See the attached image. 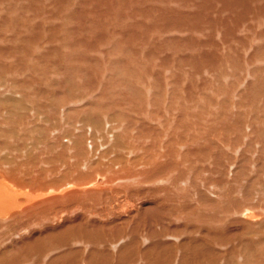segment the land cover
Listing matches in <instances>:
<instances>
[{
  "label": "rangeland",
  "instance_id": "rangeland-1",
  "mask_svg": "<svg viewBox=\"0 0 264 264\" xmlns=\"http://www.w3.org/2000/svg\"><path fill=\"white\" fill-rule=\"evenodd\" d=\"M40 1H44L45 3H36L34 0L0 1V120L12 118L10 114L12 113L16 116L17 120H22L20 121L21 123L25 120L27 121L29 118L30 122L28 121V124L31 126L35 121H38V117L40 121H42L41 119L45 120L49 116L51 119L48 121L52 123L56 118L58 119V115H56V113L55 115H51L50 111L53 113V109L50 110V108L43 106V101H45L46 104L54 102L55 97L52 96V94H57L58 98H65L71 96L72 93V96L65 101L68 105L65 102H63L64 105L62 104L64 112H61V120L70 125V127H68L69 129L74 130L75 128V141L78 137L77 135L80 133H84L88 138L89 135L95 132L91 129L92 124H94L97 129V124L100 123V120L95 119V121H91L89 117L96 116L99 110H93L94 108L91 106L93 102L89 101H102L99 103L103 107H98L101 111L103 110L104 113L102 117L104 134L100 130L96 131V136H100L98 137L100 140L101 138H106V142H108L106 144L104 143L105 146L99 148L98 152L102 155L101 158L104 159L105 162H111V160L114 159L112 151L114 139L119 140L118 136L120 133L121 137L119 138L121 139V143L125 146L124 152L121 155L125 158L122 164L130 171L134 166L135 168L133 169L132 175L123 176L129 172H123L124 168L121 167L122 172H113L111 174L113 178H117L116 180L109 181L108 178L106 179L107 185L112 183L111 185H114L112 189L117 188L120 193L117 194V196L109 193L111 197H107L108 203L104 202L101 210V212L103 211L105 214L98 217L99 220L109 225L107 227L112 226L114 222L121 224V222L127 221H131V225L133 226L134 222L135 225L137 224V219L142 216V213L147 214V212L151 211L152 202L157 203L156 201H160L161 203H157L160 205L158 208H160L164 214L171 215L170 217L172 218L169 217V219L172 224L187 223L189 227H191L195 225L193 221L196 216L201 215L204 211H211L210 209L213 208L211 205L201 202V194H207V196L209 195L208 198L211 197L217 200L219 204L212 210V214H214L212 216H214L213 218L219 217V219L220 217L221 219L228 218L229 215H231L230 209L227 208L229 205L225 202L226 196H228V202L237 208L246 204L234 201L230 202L229 198L233 199V195L239 198L247 189H252L251 199H264V93L261 92L263 95L260 93V95L257 94L258 96H255V93L251 94L252 91H249L251 88L250 86L253 84L255 85V83L257 84L260 79L264 78V71H260L262 68L264 69V52L258 53L264 46V36H261L260 41L257 35L255 37L250 33V36L246 31H242V33L250 37H248V40L250 39L253 44H248V46L247 43L250 42H248L247 38V42L243 39L244 43H239L234 40L236 44L233 39H228L223 42L224 39L220 38L222 37L221 30H214V32L210 31L212 27L208 22L204 23V20L199 21V19L194 17L191 18L192 20H187V23L183 24L185 27L182 29V25L179 26L173 17L186 11L194 13L191 12L195 9V5L192 4V2L196 3L199 0H185V2L182 0H117L118 2L116 5L112 4L105 6L107 3L104 5L105 2L103 1L102 6L96 7L92 3L80 5V1L82 0H71V2H69V0H58L70 3L71 7L66 6L65 9L60 8V5L58 6V4H56L57 0L54 1L55 3L52 0ZM28 6L30 7L28 8ZM82 6L85 7V12L83 14L86 13L87 15H84L83 19H86V23H82L80 16H75L77 19L79 18L78 20L75 19V17L70 20L68 17L69 10L73 12L74 9L75 12L77 11L79 13ZM165 7L168 9H165ZM100 9H102V11H100ZM104 9L108 10L105 11ZM170 9L175 10L170 11L172 14H170L171 18L169 17L168 20L169 24L178 27L176 29L171 27V31L165 32L164 30L169 25L165 20L168 19L167 13H170ZM240 11L241 10H239V12ZM7 12L10 15L8 16L9 21L5 16ZM23 13L25 14L22 16ZM78 13H76V15ZM14 14L18 17H15ZM131 14H135V19ZM216 15L218 14L212 13L211 17L214 16L215 18ZM196 20L199 23H197ZM16 21L18 22L16 23ZM133 21H135V26L133 25ZM229 24L235 26L232 21L229 22ZM202 25L203 27L201 28ZM16 27L17 29H15ZM132 28H135V30L133 29V32H129L132 31ZM16 30H18V32H13ZM93 30L95 31L92 33ZM211 32L213 34H211ZM24 33H26V35H24ZM27 34L30 35L27 36ZM124 34H126V36ZM93 36L94 38L91 39ZM21 37L27 38L26 42ZM100 38L102 39L100 40ZM79 39L81 41H79ZM84 40L85 43L82 42ZM24 46L26 48L25 50L23 49ZM256 47H260V49L255 53L254 50ZM74 55L77 56L75 57ZM204 58L206 62L203 61ZM232 58H234L235 63L232 62ZM201 59L203 62L202 64L200 61ZM219 62H221V65ZM115 63L122 64L124 68L122 73L117 74V67L119 70V65L116 67L114 65ZM111 68L112 70H110ZM252 70L255 72L253 73ZM64 71L68 73L65 74ZM257 79L259 80L257 81ZM59 85L61 87H59ZM71 85L75 87L73 86V88ZM51 87L54 88V90L51 89ZM10 88L13 92L11 90H9L11 92L6 90ZM59 88L62 89L60 90ZM81 89L83 90L81 91ZM132 89L135 90V94ZM59 91L60 93L62 91L64 94L60 95ZM42 92L47 95L49 94V97L47 98V95L44 94L43 96L41 94ZM14 93L15 96L12 98ZM27 93L31 95L27 96ZM9 94L12 95L10 96ZM19 95L23 98H19ZM40 95L42 96L41 98ZM73 95L76 97L74 98ZM138 95L142 96L141 101L136 99ZM158 95L162 98L158 99ZM171 96L173 97L172 99H170ZM16 97L19 98V101H17L18 99H16ZM24 97L28 100H25ZM43 97L45 100H43ZM247 97H249V101H247ZM21 100H23V102H21ZM69 101H71V103H69ZM135 101H138V103ZM13 102L22 103L24 108L22 109L20 107L19 109L18 105H14L13 107V104H16ZM33 103L35 105H33ZM40 103L42 104L38 105ZM16 108H18L19 114L26 108V110L23 111L26 115L21 113V117L17 118L18 110ZM42 109L45 115L42 113ZM66 110L67 113L65 112ZM88 111L91 113H88ZM69 112H71L73 117L70 116L69 118ZM93 112H95V114ZM43 115L45 117H43ZM201 120L203 123H201ZM143 121L153 132L146 133L147 131L142 130L141 124ZM177 122L179 128L175 127ZM0 124V132L12 136L7 139V136L1 135L0 141H8L9 147V150H7L8 153L2 152L1 154L7 155L10 159L11 156L18 158L19 154L17 156L16 151L12 153L11 144L14 145L18 143L17 140L20 138L17 134L22 132L23 126H19L18 129H15L16 133L13 135L11 134L12 129H9L12 127L10 122L8 124L4 122L3 125L0 121ZM229 128L232 130L230 134H224L225 130H230ZM23 133L26 138L29 137L25 141L29 142V145H32L31 141L35 135L37 136V133L32 130L31 136L28 134L29 132L25 133L23 131ZM38 135L40 136L41 134ZM14 136H16V138ZM191 137L194 140H191ZM167 139H171L172 141L175 140L176 142H174L175 145L173 146L172 154L176 160V165H178H173V167L175 168L176 166L175 169L177 170L174 169V173L170 171H167V173L165 172V174H163V179H160V177H156L157 180L154 178L150 180L145 179L151 171V168L157 170L160 166L158 164L167 161L168 157L165 150ZM14 140L15 143L12 142ZM187 140L188 142H186ZM211 141L214 142L211 143ZM210 143L211 147L218 146L216 150L222 151V153L219 151V154H222V164L219 163L215 165L216 161L214 160H217L216 158L219 157L218 152L217 154H211V152L208 154H200L203 148L210 147ZM88 145H90V143L86 141L85 146L86 150L89 152V156L98 157L99 155L93 153V150L97 151L95 145L93 150L91 147H88ZM148 146H150L149 151L146 149ZM189 147L199 148V152L197 151L194 154L192 152L187 153L188 157H186V161L185 158L182 159V157L185 150ZM150 153L154 156L151 157ZM107 155L108 158L106 157ZM150 158H153L154 161H151ZM193 161L195 163H193ZM227 165L230 167L228 168ZM49 170L50 169L47 171ZM49 173L50 171L48 174ZM207 174H209V176ZM130 184H133L131 192L128 191L126 187ZM110 187L108 189H110ZM155 187H161V189H165V191L160 189L161 193L149 196V190ZM135 190H137V193H135ZM140 190H146V195L148 196L143 197L137 195ZM204 190H206V192ZM148 197L151 199H148ZM110 198L115 199V202H110ZM127 199H131V203L128 202ZM112 206H114V208H111ZM259 209H262L259 211H263V204L262 208ZM99 211L100 210L97 209L96 212ZM111 211L115 213L111 214ZM220 211H224L220 213V215L223 216L217 214V212L219 213ZM234 213L237 214V212ZM238 216L240 217L239 213ZM9 218L10 217H6L5 219L8 220ZM260 218L259 221H254L255 226L261 225L264 216L261 215ZM110 222H112V224ZM5 223L4 221L3 225ZM172 224H169V227H172ZM254 228L255 227L246 232L250 234ZM158 229L160 230L161 228L158 226ZM1 230L0 244L6 245V243L2 242L7 236L8 238L10 235L12 236V231H8L6 228H2ZM3 232L4 234L7 232L10 233L4 236L2 235ZM134 234L135 233L131 232V230L130 232L127 230L125 232L126 237L125 235L122 237L126 239L122 240V244L118 245L116 250L121 246L125 248V244H127V247L130 246L132 240L135 239ZM165 234H168L165 236L173 235L171 232ZM143 235H145L144 232L139 234L141 240ZM13 236L11 237L12 239L15 237ZM180 236L184 238L186 235L182 232ZM246 237L248 236H245L244 239H246ZM11 238L9 239V244L12 243L10 242L12 241ZM164 241L173 242L175 246L178 244L175 240L170 238L163 239L162 242ZM108 243L110 244L109 240ZM148 244L143 241L142 246L145 250L148 249V246L150 247ZM109 246L111 245L107 244L104 247L106 248L105 251H110L112 253L117 252L114 251L112 247L109 248ZM215 249L219 251L218 253L221 251L222 255L224 254L223 256H225L224 258L228 257V254H225L227 252H223L224 249L220 246H216ZM130 250L131 249H126L123 254L131 256L133 252L130 253ZM123 254H121V256ZM1 255L2 254H0V262L4 259ZM189 255L192 256L190 251ZM143 257L144 255L140 252L139 255L133 257L129 262L135 264L136 259L140 262V259ZM197 258L198 260L193 259L195 261L202 260L198 256ZM221 259V262H218V264L224 263V259ZM257 260L258 258H255L251 259L249 262L250 264H264V260L262 263ZM31 262L32 261H28L26 264H30ZM112 264H117L116 259Z\"/></svg>",
  "mask_w": 264,
  "mask_h": 264
},
{
  "label": "bare ground",
  "instance_id": "bare-ground-1",
  "mask_svg": "<svg viewBox=\"0 0 264 264\" xmlns=\"http://www.w3.org/2000/svg\"><path fill=\"white\" fill-rule=\"evenodd\" d=\"M34 1H36V3L37 2H40L42 4L45 3L44 1H40V0H34ZM52 1L54 2L56 0H52ZM103 1L105 2L104 5L107 3L105 6L112 5V4L116 5V3L118 2L117 0H82V1H80L81 2L80 5L92 3L95 5V7L96 6H102ZM182 1L185 2V0H182ZM69 2H71V0H69ZM69 2H64V1L62 2V1L57 0L56 4H58V6L60 5L59 6L60 8L65 9L66 6L71 7ZM192 4L195 5L194 6L195 9L193 8L194 11H191V12H194V13H190V12L186 11L182 14H178L177 16L173 17V18H175V21L179 26L182 25V29H183V27H185V25H183V24L187 23V20H189V19L192 20L191 18L194 17L196 19H199V21L204 20L203 21L204 23L208 22V24L212 27V30H210V31L214 32V30H218V31L221 30L222 37H220V38L224 39V40L222 39L223 42L225 40H228V39H233V41L235 40L239 43H241V42L244 43V41L247 42L246 38L248 40L249 36L245 33H242V31H246L247 33H249V35L251 33V35L255 36V37L257 35L259 37L258 40H260V41H261V36H264V0H199L196 3L192 2ZM38 5H40V4H38ZM41 6H44V5H41ZM124 6H126V5H124ZM167 6H168V4H167ZM29 7L30 6H28V8ZM108 9H104V10L107 11ZM165 9H168V8L165 7ZM238 9L241 11L239 12ZM174 10L170 9L169 12L174 11ZM79 11L81 13L80 12L78 13L77 11L75 12L74 9H73V12H72V10H69L68 17L71 20L75 16H80V20L82 19V23L84 22V24H85L86 19L83 20L84 15L87 16L86 13L83 14L85 12V7L82 6ZM100 11H102V9H100ZM8 12H11V11H8ZM8 12L5 16H6V18H8V21H9L8 16H10V15ZM76 13H78V14L76 15ZM102 13H104V12H102ZM134 13H135V11H134ZM212 13H217L218 15H216V17L214 18V16L211 17ZM24 14L25 13H23L22 16ZM170 14H172V13L171 12L167 13L168 19L165 20L168 22V24H169L168 20H169ZM14 16L18 17L15 14H14ZM131 16H133L135 19V14H131ZM25 17H27V16H25ZM133 17H132V19H133ZM75 19H77V18L75 17ZM193 20H195V19H193ZM5 21H7V20H5ZM11 21H12V19H11ZM231 21L235 24V26H232L233 24L232 25L229 24V22H231ZM17 22L18 21H16V23ZM79 22H81V21H79ZM196 22H197V20H196ZM12 23H13V21H12ZM19 23H21V22H19ZM23 23H24V20H23ZM173 23H174V21H173ZM197 23H199V22H197ZM134 24H135V21H133V25ZM12 26H13V24H12ZM86 26H87V24H86ZM174 26L169 24L164 31L169 32L172 30V28L176 29L178 27V26H176V27H174ZM202 27H203V25L201 26V28ZM33 28H35V27H33ZM15 29H17V27ZM56 29L59 30L58 28H56ZM133 29L135 30V28H132V31H129V32H133ZM18 30L13 31V32H18ZM72 31H74V30H72ZM94 31L95 30H93L92 33ZM218 31H217V33H218ZM176 32H177V30H176ZM221 32H219V33H221ZM27 33H28V31H27ZM37 34H39V33H37ZM103 34H104V31H103ZM211 34H213V33L211 32ZM24 35H26V33H24ZM29 35L27 34V36H29ZM124 35L126 36V34H124ZM131 35H132V33H131ZM67 36H69V35H67ZM82 37H84V36H82ZM21 38H23L26 42L27 38H24V37H21ZM85 38H86V36H85ZM93 38H94V36L91 37V39H93ZM102 38H100V40ZM211 38H212V36H211ZM207 39H209V38H207ZM243 39H244V41H243ZM251 39H252V37H251ZM94 40H96V39H94ZM100 40H99V42H100ZM103 40H104V38H103ZM79 41H81V40L79 39ZM125 41H127V40H125ZM235 41H234V43H236ZM82 42L85 43V40ZM248 42H250V43H247V45L248 44L250 45L252 43V41H250V39L248 40ZM234 43H232V44H234ZM214 46H216V45H214ZM232 46H234V45H232ZM252 47H250V48L254 49ZM23 49L24 50L26 49L25 46L23 47ZM23 49H22V51H23ZM259 49H260V47H256V49L254 50L255 53ZM113 51H115V50H113ZM259 52H261V53L264 52V46L260 49V51H258V53ZM250 56H251V54H250ZM234 58H232L233 59L232 62L235 63ZM235 60H236V58H235ZM196 61H197V59H196ZM200 61L202 64L203 63L202 59ZM203 61H205V58ZM217 61H218V59H217ZM220 63L221 62H219V64ZM114 65L116 67L119 65V70L117 67V71H118L117 74L122 73L124 71L122 64L115 63ZM77 66H79V65H77ZM88 69H90V68H88ZM110 70H112V68ZM260 71H264V69L262 68ZM64 72H65V74L68 73L66 71H64ZM252 72L254 73L255 71L252 70ZM256 77H257V75H256ZM258 80L259 79H257V81ZM66 85H68V84H66ZM68 86H67V89H68ZM59 87H61V86L59 85ZM250 87L251 88L249 89V91L251 90L252 93L251 92H248V93H251V94L255 93L254 94L255 96L257 94L260 95L261 92L264 93V78L260 79L259 82H257V84L255 83V85L253 84ZM83 88H84V86H83ZM38 89H37V91H38ZM51 89L54 90V88H52V87H51ZM59 89L61 90L62 88H59ZM135 89H137V88H135ZM6 90L9 91V90H11V88L6 89ZM18 90H20V89H18ZM41 90H40V92H41ZM45 90H47V89H45ZM82 90L83 89H81V91ZM11 91H9V92H11ZM62 91H61V93L59 91L60 95L64 94V93H62ZM67 91H66V93H67ZM132 91L135 94V90L132 89ZM57 92H55V93H57ZM78 92H80V91H78ZM78 92H76V93H78ZM19 94H21V93H19ZM41 94L43 95L44 93L42 92ZM138 94H140V93H138ZM28 95H31V94L27 93V96ZM44 95H47V94H44ZM84 95H85V93H84ZM13 96H15V93H14V95H12V98H13ZM52 96H54L55 98H54V102L48 103L50 105V107L48 104L45 103V101H43V100H45L44 97H43V100L41 99L44 103L38 104V105L42 104L43 106L50 108V110L53 109V113L50 111L51 115L52 114L55 115V113H56V115H58V119L56 118L55 121H52V123L49 122L51 119L49 116L46 118L47 120L41 119L42 121H40V119L38 117V121H35L34 124L31 126L30 124H28L30 122L29 118L27 119V121L25 120L24 122L21 123L20 121H22V120H19V119L17 120L16 116L13 115L12 113H10L11 117H12V118H9L10 120L6 119V118L0 120L2 122V124L4 122L5 123L7 122V124L10 122L12 127H10L9 129H12L11 134H13V135H15V133H16L15 129H18L19 126H23L22 132H19L17 134V135H19V138H20L19 140H17L18 143L14 144V145L11 144L12 149L10 148L13 151V152L11 151L12 153H14L16 151L17 156L19 154L18 158L17 157L14 158L11 156V159H10L7 155L5 156V154H1L2 152L6 153L7 150H9V147H8V141L7 142H1L0 141V231H2L1 230L2 228H6V229H8V231L9 230L12 231L11 232L12 236L13 235L15 236V237L13 236L14 239L11 238L12 237L11 235L9 238H8V236L6 238L4 237L5 239L3 240L2 243H6V245L0 244V254H2L1 257H4V259L1 258L2 260H1L0 264H26L28 261H32L30 264H112L115 259L117 261V264H128V263H130L129 261L133 257H136L137 255H139L140 252H142V255H144V257L142 258L143 260L140 259V262H139V260H138L139 257H138V259L135 260V264H218V262H221V260H222L221 258L224 259L223 264H244V263L250 264L249 261H251V259H255V258H258V260L261 263L263 262V260H264V218H263V221H261L262 223L260 226L259 225L255 226L254 221H259L261 219L260 216L261 215L264 216V209H263V211H259V210H262V209H259V208H262V204L264 206V199H261V198L260 199H251L252 189L245 190L242 193V195H240L241 197L239 196V198L234 196V195L232 196L233 199L229 198L230 202L234 201V202H241V203L246 204L240 208H237V207L233 206L232 204H230L228 202V199H227L228 196H226L227 198H225V202H227L226 204L229 206L228 207L226 205L225 206L227 208H229L231 211L230 212L231 215H229L230 213L228 210V213H229L228 218H224V219H221V217H220V219H219V217L213 218L214 216H212V215H214V214H212V210L219 203L217 202L216 199H212L211 197L208 198L209 195L207 196V194H203V195L201 194L200 195L201 202L203 204L211 205L213 208L210 209L211 211H208L206 209L207 211L203 212L204 215L202 213L201 215L196 216L194 218V221H193V223L195 225H193L191 227H189V225L187 223L186 224L181 223L182 225L181 224H172L171 220L169 219V217L171 215L164 214L163 211L160 210V208H158V207H160V205L157 203H161L160 201H156L157 203L152 202L151 211L147 212V214L142 213V216H140L137 219L136 225L134 222V225L132 226L131 225L132 222L127 221V222H121V224L114 222L115 225L113 224L112 226L107 227L109 225H107L106 223H103L101 220L98 219V217L103 216L105 214L103 211L101 212L102 205L104 204V202L108 203L107 197L108 198L111 197L110 194H114V196H117V194H119L120 192H119V190H117V188L112 189V187H114V185L113 186L111 185L112 183L107 185L106 179L108 178L109 181L116 180L117 178H115V177L113 178L111 174L113 172L114 173L122 172V168H124L123 172L124 171L129 172L128 174L123 175V176L132 175L133 169L135 168V166L130 171L129 169L124 167V164H122V163H124L123 159H125V158H123L121 155L124 152L125 146L123 143H121V139L119 138V137H121L120 133L118 136L119 140L114 139V145L112 148L114 159L111 160V162H105V160L101 158L102 155L99 154L98 149L105 146L104 143L106 144L108 142V141L106 142V138H101V140H100V138H98L100 136H96V131L101 130L102 133L104 134L103 127H102V124H103L102 117H103L104 113H103V110L101 111V109L98 107V106L103 107L99 103L102 101H98V100L97 101H89V102H93V104L91 105L94 108L93 109L91 107L93 110H99V113L96 116L91 117V118L88 116L91 121H95V119L100 120V123L97 124V129L94 126V124H92L91 129L93 130V132L94 131L95 132L92 133L91 135H89L88 138L84 133H80L79 135H77L78 139L76 138V140L74 141L75 128H74V130L69 129L68 127H70V125H68L64 121L62 122V120H61V118H62L61 112H64L63 111V109H64L63 108V105H64L63 102L67 101V98L71 97L72 93H71V96L65 97V98H58L57 94L56 95L52 94ZM21 97L22 96H20L19 98H21ZM38 97H36V98H38ZM41 97L42 96L40 95V98ZM48 97H49V94L47 95V98ZM75 97L76 96H74V98ZM157 97H158V99L162 98L160 95H158ZM19 98L16 97V99H18L17 101H19ZM172 98L173 97L171 96L170 99H172ZM248 98L249 97H247V101L250 100V99L248 100ZM24 99L28 100L25 97H24ZM136 99L138 101H141L142 96L138 95L136 97ZM252 99H254V98H252ZM73 100H76V99H73ZM5 101H7V100H5ZM138 101L137 102L135 101V102L138 103ZM21 102H23V100H21ZM13 103H16V102H13ZM34 103H36V102H34ZM34 103H33V105H35ZM69 103H71V101H69ZM75 104H76V102H75ZM103 104H105V103H103ZM14 105H16V106L18 105L19 109H20V107L22 109L24 108L23 107L24 105H22V103L20 104L17 102L16 104H13V107H14ZM1 106H3V105H1ZM8 106H10V105H8ZM16 109L18 110V108H16ZM25 110H26V108L24 110H22L21 113L25 114L23 112ZM42 111H43V109H42ZM65 112L67 113V110ZM42 113L44 114V111ZM88 113H91V112L88 111ZM93 113L95 114V112H93ZM20 114H19V110H18L17 118L21 117ZM46 114H48V113H46ZM44 115H43V117H45ZM8 116H9V114H8ZM68 116H69V118H70V116H72L71 112H69ZM90 116H91V114H90ZM97 116H98V118H97ZM5 117H7V116H5ZM23 117H25V116H23ZM30 118H31V116H30ZM31 121L33 122L32 119H31ZM233 121H235V120H233ZM201 123H203L202 120H201ZM21 124H23V125H21ZM224 124H226V123H224ZM29 125H30V128H29ZM7 127H8V125H7ZM175 127L179 128L178 122H177V124H175ZM141 128L143 131H147L146 133L153 132L151 129L148 128V125L144 121L141 124ZM31 130L33 132H36L38 137L34 134L35 137L33 138V136H32L33 139L31 141L32 145L31 144L29 145V142L25 141L29 137L26 138L23 131L25 133L29 132L28 134L30 135ZM231 131H232L231 129L225 130L224 134H230ZM38 134H41V135L39 136ZM1 135L7 136V139L12 137L10 134L4 133V132H0V137H1ZM14 137L16 138V136H14ZM177 139H179V138H177ZM90 140H91V142H90ZM102 140L105 142H103ZM191 140H194V139L191 137ZM86 141H88V143H90V145H88V147H91L92 150H93V147L95 145V148L97 149V151L93 150V153L96 155H99L98 157L89 156V152L86 150V146H85ZM12 142L15 143V140ZM174 142H175V140H173V141L171 139L166 140L165 150L167 152V157H168L167 161L165 163L158 164L160 166L157 170H155V168L154 169L151 168V171L148 173V175L145 177V179L150 180V179L154 178L155 180H157L156 177H160V179H163L164 178L163 174H165V172L166 173H167V171L168 172L170 171L171 173L175 172L173 170L178 165H176L177 164L176 160L172 154L173 146L176 143V142L175 143ZM186 142H188V140ZM212 142H214V141H211V143ZM211 143H210V147L205 148V149L203 148V150L200 151L201 152L200 154H204V153L208 154L209 152H211V154H214V153L217 154V152H218L219 157L216 158L217 160H214V161H216L215 165H218L219 163H221L223 161L222 160V154H219V151H221V150H219V151L216 150L218 148V146L211 147ZM192 146H193V144H192ZM194 148L195 147H189L187 150H185V152L183 153L182 159L185 158V160H186V157H188L187 153L192 152L194 154L195 152H197L199 150V148L198 149H196V148L194 149ZM146 149L149 151L150 146H148ZM18 152H20V153H18ZM220 153H222V151ZM110 154H111V152H110ZM150 155H151V157L154 156L152 153H150ZM106 157L108 158V155ZM196 157H198V156H196ZM203 157H205V156H203ZM238 158H240V157H238ZM150 160L154 161L153 158H150ZM185 160H184V162H185ZM236 160H237V158H236ZM191 162H192V160H191ZM212 162H213V160H212ZM193 163H195V162L193 161ZM193 163H191V164H193ZM213 164H214V162H213ZM173 165H176L175 168L173 167ZM229 167L230 166H228V168ZM202 168H204V167H202ZM48 169H50L49 174H48L49 171H47ZM118 169H120V170H118ZM219 169L223 170L221 168H219ZM175 170H177V169H175ZM168 174H170V173H168ZM197 174H198V171H197ZM209 174H207V175L209 176ZM106 175H108V176H106ZM210 176H211V174H210ZM216 176H217V174H216ZM110 185H111V187H110ZM130 185H127L126 187H127L128 191L131 192L132 191L131 187L133 184H130ZM109 187H110V189H108ZM234 187H236V186H234ZM133 189H134V187H133ZM160 189H161V187H155V188L149 190L150 191L149 196H152L153 194L156 195L158 193H161L160 192L161 190L165 191V189H161V190ZM235 189H237V188H235ZM126 191H124V192H126ZM204 191L206 192V190H204ZM107 192H108V194H107ZM241 192H242V190H241ZM135 193H137V190H135ZM146 193H147L146 190H140L137 195L143 196V197L148 196V195H146ZM236 193H237V191H236ZM134 196H135V194H134ZM132 198H133V196H132ZM178 198H179V196H178ZM148 199H151V198L148 197ZM226 199H227V201H226ZM130 200L131 199H127L128 202H130ZM110 202H115V199L110 198ZM222 205H223V203H222ZM260 205H261V207H260ZM111 208H114V206H112ZM97 209H99L100 211L96 212ZM165 209H166V206H165ZM218 210H219V208H218ZM220 210H222V209H220ZM223 210H224V208H223ZM114 211H116V210H114ZM233 211L237 212V214L234 213ZM222 212H224V211H222ZM222 212L221 211L219 213L217 212V214L220 215V213H222ZM113 213H115V212H112L111 214H113ZM238 213L240 214V217L238 216ZM108 214H109V212H108ZM220 216H223V215H220ZM4 217L5 218L10 217V218L8 220H6ZM170 218H172V217H170ZM4 221L6 223L3 225ZM110 223L112 224V222H110ZM169 224H172L173 226L169 227ZM158 226L161 228L160 230L158 229ZM253 227H255V228L250 234L248 232H246L248 230L253 229ZM127 230H129V232L131 230V232L135 233L134 234L135 239L132 240L130 246L127 247V244H125L124 245L125 248H123V246H121V247H118V249L116 250V247L118 245L122 244V240L126 239L125 238L126 237L125 232ZM142 232H144L145 235H143L142 240H141L139 238V234L140 233L142 234ZM167 232H171V233H173V235L165 236V235H168V234H165ZM182 232H184V235H186L184 238H182L180 236L182 234ZM9 233L7 232L6 234H9ZM6 234H4V232H3L2 235L5 236ZM124 235H125V237L122 238ZM245 236H248V237H246V239H244ZM2 238H3V236H2ZM10 238L12 240V241H10V242H12L11 244H9ZM167 238L175 240V242L178 243L177 246H175V244H173V242L172 243L169 241L168 242H165V241L162 242L163 239H167ZM108 240L110 241V244L108 243ZM128 240H129V238H128ZM143 241L147 244L149 242L148 245H150V247L148 246L147 250H145V248L142 246ZM107 244L111 245V246H109V248L112 247V249H114V251H117V252L112 253L110 251H105L106 248H104V247ZM216 246H220L221 248H223L224 249L223 252L226 251L227 253H225V254H228V257L224 258L225 256H223L224 254L222 255L221 251H220V253H218L219 251L215 249ZM126 249H128V250L131 249L130 250L131 252L129 251L130 253L133 252L131 256L123 254ZM86 250H87V252H86ZM108 250H110V249H108ZM189 251L192 253V256L189 255ZM242 253L246 254V255H243ZM121 254H123V255L121 256ZM117 255H118V257H117ZM197 256L199 258H201L202 260L195 261V260H198ZM130 264H132V263H130Z\"/></svg>",
  "mask_w": 264,
  "mask_h": 264
}]
</instances>
